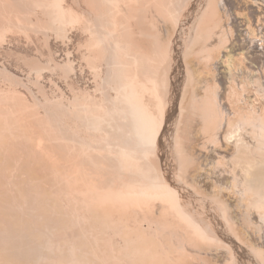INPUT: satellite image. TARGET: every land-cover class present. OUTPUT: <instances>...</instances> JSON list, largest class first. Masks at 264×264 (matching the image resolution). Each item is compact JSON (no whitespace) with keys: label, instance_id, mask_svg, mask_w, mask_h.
<instances>
[{"label":"rangeland","instance_id":"1","mask_svg":"<svg viewBox=\"0 0 264 264\" xmlns=\"http://www.w3.org/2000/svg\"><path fill=\"white\" fill-rule=\"evenodd\" d=\"M194 1L0 0V264H241L162 163L264 264V0H204L165 125Z\"/></svg>","mask_w":264,"mask_h":264},{"label":"water","instance_id":"2","mask_svg":"<svg viewBox=\"0 0 264 264\" xmlns=\"http://www.w3.org/2000/svg\"><path fill=\"white\" fill-rule=\"evenodd\" d=\"M204 0H198L193 5L189 7L185 14L184 23L180 26L181 31L179 30L174 43V63H173V70L171 75V107L168 114V124L173 122V119L176 115V104L178 102L179 93L178 87L176 82H180V77L177 75L181 74V68L183 66V48L181 43V33L183 34V29L188 28L191 24L194 17L199 13L202 9ZM179 80V81H178ZM171 124V123H170ZM161 152L162 148H161ZM165 157L168 159L167 153L165 151V155H161L160 158ZM163 158V159H165ZM163 173L165 174L169 183L177 190V192L183 195L186 199L189 200L191 204H193L196 208H198L202 213L203 216L208 219L211 226L215 229L217 236L223 242L227 243L231 249L233 250L234 256L241 262V264H257L255 260L251 258L249 252L240 246L225 230L222 223L219 221V218L212 214L213 212L210 211L211 207L206 200L200 198L199 196L192 193L188 188L180 184L175 176L172 174L171 170L168 167L163 166L162 168Z\"/></svg>","mask_w":264,"mask_h":264},{"label":"bare ground","instance_id":"3","mask_svg":"<svg viewBox=\"0 0 264 264\" xmlns=\"http://www.w3.org/2000/svg\"><path fill=\"white\" fill-rule=\"evenodd\" d=\"M196 1H198V0H195L192 4H194ZM231 5V4H230ZM231 10H232V7H231ZM187 12V11H186ZM186 14V13H185ZM185 14H184V17H185ZM183 17V19L181 18V21H180V26L185 22L184 21V19L186 18H184ZM193 21V20H192ZM180 31H181V27H180V29H179ZM185 31V29H183V31L182 32H184ZM177 34H178V32H177ZM181 43H182V40H181ZM258 46H260L259 44H258ZM257 46V47H258ZM260 48V47H259ZM262 48V47H261ZM260 48V49H261ZM259 50V49H258ZM261 51V50H260ZM263 51V50H262ZM257 53V52H256ZM258 53H260L259 51H258ZM262 54V53H261ZM260 55V54H259ZM254 56V55H253ZM256 56V55H255ZM252 58H254V57H252ZM260 59H264V54L263 55H261L260 57H259ZM183 59H184V54H183ZM182 59V60H183ZM256 59V58H255ZM255 59H254V61H255ZM230 60L231 59H229V61H228V63H227V65L225 66V70H227L228 72H229V68L231 67V64H230ZM260 61V60H259ZM262 61V60H261ZM250 62V61H249ZM253 63V62H252ZM256 63V62H255ZM260 64V63H259ZM258 63L256 64V65H259ZM250 65V64H249ZM259 68V67H258ZM248 69H251V68H248ZM256 69V68H255ZM260 69V68H259ZM264 69V68H263ZM251 71H252V69H251ZM254 71V70H253ZM183 73H184V75H183ZM242 73H243V71H242ZM230 74V73H229ZM253 75V74H252ZM185 76V78H186V75H185V69H184V65L182 66V68H181V74L180 75H177V77H180V82H179V84H178V82H176V84H177V87H178V85H179V87H178V93H179V98H178V102H179V99H181V92H182V89H183V86H184V84H185V81L183 82L182 81V77H184ZM186 80V79H185ZM179 81V80H178ZM178 102H177V104H176V110H177V106H178ZM168 114H169V111H168V113H167V119H166V124L165 125H168ZM166 143H165V140H163L162 141V143H161V147H160V150H159V154H160V156L161 155H163L164 153H165V149H166ZM161 148H162V151L163 152H161ZM162 166H165V164H163L162 163ZM166 167V166H165ZM164 174V173H163ZM164 176H165V174H164ZM165 178H166V176H165ZM167 179V178H166ZM180 184H182L183 186L184 185H186L182 180H180V179H176ZM169 182V181H168ZM162 185H163V187L166 189V191H170V192H173V194H176L175 193V191L174 190H172L171 188H169L167 185H166V183L164 182V180H162ZM176 190V189H175ZM201 198V197H200ZM184 200V199H183ZM205 200V199H204ZM188 202V201H187ZM207 202V201H206ZM186 205H187V207H189L190 209H192L193 211H195L196 212V214H198L199 215V217L200 218H202L203 219V213L198 209V208H196L193 204H190V203H185ZM210 205V204H209ZM192 206V207H191ZM210 207H212L211 205H210ZM210 211H212V209H210ZM205 218V217H204ZM205 220L208 222V223H210L209 221H208V219H206L205 218ZM209 225V224H208ZM212 227V226H211ZM213 228V227H212ZM228 234L233 238V236L231 235V233H229L228 232ZM234 239V238H233ZM235 240V239H234ZM227 244V243H226ZM241 246V245H240ZM248 251V250H247ZM249 252V251H248ZM249 255H250V252H249ZM251 256V255H250ZM252 258V257H251Z\"/></svg>","mask_w":264,"mask_h":264},{"label":"crops","instance_id":"4","mask_svg":"<svg viewBox=\"0 0 264 264\" xmlns=\"http://www.w3.org/2000/svg\"><path fill=\"white\" fill-rule=\"evenodd\" d=\"M232 57V59L234 60V58H235V56H231ZM236 59V58H235ZM228 61V59L225 57V60H224V62H227ZM227 77H230L231 75H226ZM264 108V107H263ZM256 121L257 122H259V126H264V119H256ZM260 157H263V156H260Z\"/></svg>","mask_w":264,"mask_h":264}]
</instances>
